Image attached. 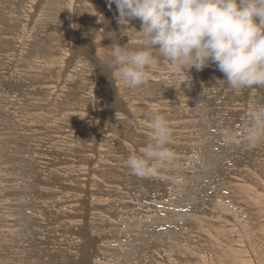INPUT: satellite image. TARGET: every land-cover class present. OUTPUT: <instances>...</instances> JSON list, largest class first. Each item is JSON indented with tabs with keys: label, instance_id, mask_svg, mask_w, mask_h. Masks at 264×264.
Listing matches in <instances>:
<instances>
[{
	"label": "rangeland",
	"instance_id": "374dc122",
	"mask_svg": "<svg viewBox=\"0 0 264 264\" xmlns=\"http://www.w3.org/2000/svg\"><path fill=\"white\" fill-rule=\"evenodd\" d=\"M118 16L107 0H0V128L5 131L0 129V264H146L148 258L154 264H186L188 254L177 244L184 228L197 236L200 260L202 249L216 246L211 229L232 232L234 242L238 235L234 223L211 216V198L218 196L234 197L237 201H230L245 214L241 217L251 218L245 245L253 260L264 264V143L250 147L248 140V114L264 107V89L236 94L226 82H217L224 76L212 66L189 73V90L176 74L170 78L159 57L158 77L147 86L125 88L114 76L112 50L129 44L128 36L130 50L146 46L138 33L141 22L132 21L125 37ZM186 97L191 101L183 111H190L183 118L194 128L182 131L186 124L173 122L183 111L159 102ZM156 115L171 123L167 147L174 160L157 176L138 178L126 161L154 143ZM243 189L249 195L263 192L255 195L262 199L241 200L246 192H237ZM152 212L160 213L158 221L133 248L128 244L124 258L111 241L120 236L113 235L127 226L133 230L131 220H146ZM127 217L124 228L120 221ZM199 221L212 228L195 234L192 225ZM213 264L219 263L213 259Z\"/></svg>",
	"mask_w": 264,
	"mask_h": 264
},
{
	"label": "clouds",
	"instance_id": "9594fccd",
	"mask_svg": "<svg viewBox=\"0 0 264 264\" xmlns=\"http://www.w3.org/2000/svg\"><path fill=\"white\" fill-rule=\"evenodd\" d=\"M116 6L122 35L132 21L141 22L144 50L132 51V38L111 53L115 78L128 89L147 86L157 72L159 60L191 89L189 73L215 66L237 94L264 89V0H107ZM159 57V60L157 59ZM185 75L187 80L184 79ZM117 120L119 114L116 112ZM250 147L264 143V107L249 113ZM154 143L126 161L138 178L157 176L172 164L174 153L168 121L152 119Z\"/></svg>",
	"mask_w": 264,
	"mask_h": 264
},
{
	"label": "bare ground",
	"instance_id": "6f19581e",
	"mask_svg": "<svg viewBox=\"0 0 264 264\" xmlns=\"http://www.w3.org/2000/svg\"><path fill=\"white\" fill-rule=\"evenodd\" d=\"M103 6V5H102ZM131 24H133V23H131ZM135 24V23H134ZM128 30V29H127ZM132 31V30H131ZM139 35V34H138ZM137 35V36H138ZM126 37V36H125ZM126 40V39H125ZM137 41H138V39H137ZM142 41V40H141ZM135 42V41H134ZM128 43V42H127ZM100 57V56H99ZM160 66V65H159ZM158 71L160 70V69H157ZM170 71V70H169ZM168 71V72H169ZM29 73V72H28ZM163 73H165V72H163ZM160 74H157V72L153 75V77H158ZM31 77V76H30ZM175 77V74L174 73H172L171 71H170V78L171 79H176V78H174ZM166 78V77H165ZM155 79V78H154ZM160 79V78H159ZM161 80V79H160ZM175 82H177V81H175ZM167 88V87H166ZM150 90V89H149ZM248 91V90H247ZM246 91V92H247ZM250 91V90H249ZM251 91H253V90H251ZM147 92V91H146ZM149 92V91H148ZM254 92H255V90H254ZM163 93V92H162ZM161 93V94H162ZM164 93H165V91H164ZM163 93V94H164ZM252 93V92H251ZM169 94H172V93H166L165 95H169ZM237 94V93H236ZM253 94V93H252ZM255 94H256V92H255ZM258 94V93H257ZM254 95V94H253ZM253 95H251L250 94V96H253ZM260 95V94H259ZM257 96V95H256ZM14 97V96H13ZM159 97H160V95H159ZM176 97V96H175ZM243 97H245V96H243ZM155 98H157V97H155ZM191 98V97H190ZM190 98L189 97H186V98H184V99H178L177 100V98L174 100V102H171V101H169L168 100V98H166V99H164V100H162L161 102H159L160 103V105H162V106H164V105H168V107L169 108H172V109H174L175 110V112L176 113H178L177 111H179V112H182L183 111V107H185V103H187V102H190L191 100H190ZM172 99V98H171ZM252 99V98H251ZM256 99V98H255ZM143 100H145V99H143ZM187 100H190V101H187ZM254 100V99H253ZM141 101V100H140ZM152 101H154V100H152ZM157 101H158V99H157ZM175 101H178V102H175ZM185 101H187V102H185ZM261 102V101H260ZM145 103V102H144ZM149 103V102H148ZM157 103V102H156ZM251 103V102H250ZM151 104V103H150ZM152 106L154 105V104H151ZM253 105H254V103H253ZM245 106V105H244ZM250 106V105H249ZM248 106V107H249ZM38 107H39V105H38ZM157 108H159V107H156V109ZM161 108V107H160ZM166 108V107H165ZM252 108V107H251ZM257 108V107H256ZM188 109V108H187ZM187 109H185L184 111H183V115L182 116H179L178 117V121L176 122L175 120V122H173V124L175 125V126H177V127H180L181 126V124H186V126H181L182 127V131H184L183 129H188V130H191V128H194L193 127V124L191 123V120H190V118H188V119H184L183 117H185V113L188 111ZM73 110V109H72ZM133 110V109H132ZM246 110V109H245ZM189 111H190V109H189ZM188 111V112H189ZM250 111V110H249ZM111 112V111H110ZM250 112H252V111H250ZM21 113V112H20ZM41 113V112H40ZM57 114V113H56ZM59 114V113H58ZM249 115V114H248ZM34 116V115H33ZM59 117H60V115H59ZM80 117V116H79ZM170 117V116H169ZM174 117V116H173ZM247 118V117H246ZM58 119H60V118H58ZM173 119V118H172ZM184 119V120H183ZM56 120V119H55ZM115 120V119H114ZM146 120V119H145ZM144 122V121H143ZM58 123V122H57ZM168 123H170V121L168 122ZM248 123H250L249 121H248ZM144 124V123H143ZM171 124V123H170ZM1 125V124H0ZM23 125V124H22ZM109 125V124H108ZM148 125V124H147ZM27 126V125H26ZM24 127V126H23ZM22 127V128H23ZM28 127V126H27ZM174 127V126H173ZM187 127H190V128H187ZM26 127H24L22 130H24ZM29 128V127H28ZM116 128V127H115ZM140 128V127H139ZM0 129H3V131H4V128H0ZM200 130H201V128H200ZM1 131V130H0ZM25 131V130H24ZM47 131H48V129H47ZM46 131V132H47ZM201 132H202V130H201ZM1 133V132H0ZM4 133H5V131H4ZM44 133H45V131H44ZM182 133H185V132H182ZM39 134V133H38ZM37 134V135H38ZM56 134V133H55ZM122 134H123V132H122ZM121 134V135H122ZM151 134V133H150ZM2 135V134H1ZM44 135V134H43ZM48 135V134H47ZM94 135V134H93ZM125 135V134H124ZM180 135V134H179ZM6 136V135H5ZM201 136V135H200ZM4 137V136H3ZM39 137V136H38ZM52 136H50V138H51ZM126 137V136H125ZM176 137H178V136H176ZM182 137H184V136H182ZM2 138V137H1ZM179 138V137H178ZM8 139V138H7ZM25 139V138H24ZM39 139V138H38ZM37 139V140H38ZM44 139V138H43ZM52 139H54V138H52ZM2 140V139H1ZM188 139H186V141H187ZM58 141V140H57ZM207 142V141H206ZM0 144H4L3 143V140L0 142ZM56 144V143H55ZM123 144V143H122ZM175 144V143H174ZM177 145V144H176ZM175 145V146H176ZM194 145V144H193ZM10 146V145H9ZM36 146V145H35ZM74 146V145H73ZM178 146V145H177ZM194 147V146H193ZM145 148V147H144ZM192 148V147H191ZM201 148V147H200ZM50 149V148H49ZM212 149V148H211ZM10 150V149H9ZM8 150V151H9ZM196 150V149H195ZM177 151V150H176ZM69 155V154H68ZM199 155V154H198ZM197 155V156H198ZM189 156H191V155H189ZM200 156V155H199ZM201 157V156H200ZM6 157H3L2 159L4 160ZM199 159V158H198ZM207 160V159H206ZM192 161V160H191ZM190 162V161H189ZM188 163V162H187ZM192 163V162H191ZM191 163H189V164H191ZM200 163V162H199ZM7 164H9V162H6V163H2V165H4V166H6ZM17 164V163H16ZM195 164V163H194ZM207 164V163H206ZM10 166V165H9ZM173 166V165H172ZM174 166H176V165H174ZM188 166H190V165H188ZM210 171V170H209ZM162 174V173H161ZM167 175V174H166ZM258 175V174H257ZM178 176H180V175H178ZM182 176V175H181ZM194 176H197V175H194ZM211 176V175H210ZM234 176V175H233ZM248 176V175H247ZM105 177V176H104ZM239 177V176H238ZM264 177V176H263ZM253 178H255V177H253ZM163 179V178H162ZM165 179V178H164ZM246 179V178H245ZM186 180V179H185ZM243 180V179H242ZM176 181V180H175ZM182 181V180H181ZM246 181V180H245ZM178 182H180V181H178ZM177 182V183H178ZM182 182H184V179H183V181ZM258 182V181H257ZM256 183V182H255ZM183 184H186V182L185 183H183ZM215 184V183H214ZM144 185V184H143ZM169 185V184H168ZM167 185V186H168ZM181 185H182V183H181ZM193 185V184H192ZM195 185V184H194ZM239 185V184H238ZM242 185V184H241ZM245 185V184H244ZM251 185V184H250ZM26 186V185H25ZM254 186V185H253ZM180 187V186H179ZM237 187V186H236ZM235 187V189H237ZM168 188V187H167ZM174 188V187H173ZM254 188H256V187H254ZM264 188V187H263ZM25 189V188H24ZM122 189V188H121ZM129 189V188H128ZM181 189V188H180ZM184 189V188H183ZM0 190H1V188H0ZM176 190V189H175ZM186 190V189H185ZM248 190V189H247ZM250 190H251V188H250ZM250 190H249V192H250ZM255 190V189H254ZM106 191V190H105ZM177 191V190H176ZM175 191V192H176ZM128 192V191H127ZM178 192V191H177ZM226 192V191H225ZM244 192H246V195H243L242 196V198L240 197V199L242 200V199H244L245 197H247L248 198V200L249 201H251V200H254L255 202H259L261 199H262V197H259V196H255V195H261V194H263V192L262 193H253V194H248V192L245 190V189H243V190H240V192H237V194H238V196H240L241 194H243ZM1 193V192H0ZM179 194V193H178ZM188 194H190V193H188ZM225 194V193H224ZM228 194V193H227ZM112 195V194H111ZM175 195H177L176 193H175ZM222 195V194H221ZM130 196V195H129ZM136 196V195H135ZM149 196V195H148ZM233 196H236V193H234L233 192ZM25 197V196H24ZM116 197V196H115ZM139 197V196H138ZM141 197V196H140ZM172 197V196H171ZM179 197V196H178ZM226 197V196H225ZM225 197H220V196H218V198H216V199H213V198H211L212 199V204H213V206L215 207V210L213 211V210H211V212H210V214H211V216H213V215H217L218 216V218H220L221 220H227L226 222H225V224H228V223H234V226L236 227V231H237V233H238V235H237V237H236V239H235V242L233 241V238L231 237V235H233V233L232 232H230L229 233V231H227V230H225L224 231V229L221 231H216V232H214V231H212L213 229H211L212 227L211 226H209V225H207V226H204L205 224H203L202 222H200V223H198V224H196L195 226H193L192 225V231L196 234V232L198 231L197 229L198 228H200V229H202L203 231H208L209 229H211V231L209 232L211 235H212V238H211V240L210 241H212V242H214L215 244H216V246L215 247H213L212 249H202L203 251H204V253H202L203 255H201L200 256V260L199 259H197L196 257H197V254H195V248L197 247V244H198V241H197V236L196 235H194V237L193 236H190L188 233H184V232H186V230H188V229H182V232H183V235H182V238H180V237H178V235H177V237L179 238V242L177 243V244H179V243H181V245L183 246V249L187 252V254H188V258L187 259H185V263L186 264H213V259H214V261L216 260L219 264H259V261H254L253 260V258H252V256L249 254V253H251L250 252V250H249V248H248V246H246L245 245V237H246V230H245V227L247 226V225H251L252 224V221H251V218L250 219H243L241 216H244L245 214L243 213V212H239V210L237 209V208H234V207H236V206H233L232 205V203H231V201H237V200H233L234 199V197L233 198H225ZM231 197V196H230ZM27 198V197H26ZM104 198V197H103ZM108 198V197H107ZM172 198H174V197H172ZM187 198V197H186ZM215 198V197H214ZM25 199V198H24ZM117 199V198H116ZM131 199H132V197H131ZM240 199H239V201H240ZM111 200V199H110ZM114 200H115V198H114ZM172 200V199H171ZM170 200V202H172ZM231 200V201H230ZM120 201L122 202V203H125L124 201H123V198L122 197H120ZM149 201V200H148ZM173 201H174V199H173ZM18 202V201H17ZM247 202V201H246ZM1 203V202H0ZM114 203H117V202H114ZM1 204H3V203H1ZM171 204H173V202L171 203ZM156 205V204H155ZM178 205V204H177ZM4 206V205H3ZM2 206V207H3ZM110 209H111V207H109ZM114 208V207H113ZM123 209V208H122ZM148 209V208H147ZM152 209V208H151ZM254 209L255 210H258L257 209V207H255L254 206ZM118 210V209H117ZM128 210V209H127ZM155 210V209H154ZM63 211V210H62ZM65 211V210H64ZM147 211V210H146ZM156 211V210H155ZM109 212V211H108ZM111 212V211H110ZM125 212V211H124ZM61 213V212H60ZM65 213V212H64ZM122 213V212H121ZM121 213H120V215H121ZM204 213V212H203ZM2 214V213H1ZM17 214V213H16ZM119 214V213H118ZM118 214H117V216H118ZM128 214V213H127ZM126 214V215H127ZM209 214V213H208ZM62 215V214H61ZM158 215H160V213H157V214H154L153 212L152 213H150V215H145L146 217H147V219L146 220H143V219H140L139 217L138 218H136V219H133V220H131V223H132V225H133V230H131L130 229V226H127L126 224H127V222L129 221V217H127V218H123L120 222H121V225H122V227H126L125 229H122V230H119V232H117L116 233V235L114 236L113 235V237H116V236H120V238L122 237L123 238V240L124 241H121L120 240V238H114V239H111V241H114V249L116 250V251H118V252H121V253H126V255L124 256V258L125 257H127L128 255V253L130 252V248H128V244H132V248H133V246H134V244L135 243H137L136 242V240H139V239H141V238H139L140 236H141V234H142V232L149 226H151L152 224H154V223H156L158 220H157V216ZM93 216V215H92ZM140 216V215H139ZM15 217V216H14ZM122 217H123V215H122ZM131 217V216H130ZM12 218V217H11ZM117 218V217H116ZM119 218V217H118ZM142 218V217H141ZM145 219V218H144ZM211 219V218H210ZM91 220V219H90ZM101 220V219H100ZM111 221V220H110ZM116 221V220H115ZM144 221H147L148 223L146 224V227L143 229V223H144ZM59 222V221H58ZM216 222V221H215ZM97 223H98V221H97ZM100 223V222H99ZM130 223V222H129ZM101 224V223H100ZM104 224V223H103ZM218 224H220V223H218ZM124 225V226H123ZM215 225V224H214ZM85 226V225H84ZM106 227H108L107 226V224L105 225ZM18 227V226H17ZM110 227V226H109ZM114 228V227H113ZM224 228H225V226H224ZM22 229V228H21ZM19 230V229H18ZM48 230V229H47ZM53 230V229H52ZM261 232L263 233L262 234V239H263V245H264V227H262L261 228ZM54 231H56V230H54ZM53 231V232H54ZM64 231V230H63ZM62 231V232H63ZM52 232V233H53ZM227 232V233H226ZM51 233V232H50ZM67 234V233H66ZM110 234H112V233H110ZM161 234H163V233H161ZM98 235V234H97ZM180 235V234H179ZM199 235V234H198ZM202 235V234H201ZM206 235V234H205ZM58 236H60V235H58ZM64 236V235H63ZM228 236H230L231 237V239H232V241H229V238H228ZM65 237V236H64ZM168 237H170V235H168ZM174 237V236H173ZM177 237H174V238H177ZM105 238V237H104ZM173 238V239H174ZM206 238H207V235H206ZM208 238H209V236H208ZM106 239V238H105ZM176 240H178V239H176ZM207 242V241H206ZM199 243H201V242H199ZM110 244V243H109ZM156 244V243H155ZM214 244V245H215ZM102 245V244H101ZM165 245V243H162L161 244V246L163 247ZM167 245V244H166ZM207 245H208V242H207ZM213 245V244H212ZM108 246V245H107ZM149 246V245H148ZM182 246L180 247V248H182ZM162 247H155V251L156 252H161L162 251ZM169 247V246H168ZM199 247V246H198ZM246 247H247V249H246ZM148 248V247H147ZM204 248V247H203ZM164 251V250H163ZM180 251V250H179ZM244 251H246V252H244ZM14 253V252H13ZM166 253V252H165ZM190 253H191V255H190ZM41 254H43V253H41ZM157 254V253H156ZM164 254V253H163ZM168 254V253H167ZM169 254H171V253H169ZM173 254V253H172ZM253 254V253H252ZM2 255V254H1ZM6 255V254H5ZM8 256H9V254H8ZM100 256V255H99ZM121 256V255H120ZM166 256V255H165ZM173 256V255H172ZM42 257V256H41ZM50 257V256H49ZM148 257V256H147ZM147 257H145V258H143V259H145V262H146V258ZM2 258H3V256H2ZM100 258V257H99ZM114 258V257H113ZM119 258H122V256L121 257H119ZM19 259V258H18ZM162 259V258H161ZM20 260V259H19ZM100 260V259H99ZM164 260V259H163ZM255 260H256V258H255ZM21 261V260H20ZM110 261V260H109ZM148 262L146 263V264H154L153 263V260H152V258H148V260H147ZM99 262V261H98ZM34 263H35V261H34ZM100 264V263H99ZM114 264H119V262L118 261H116ZM134 264H136V261L134 262ZM137 264H141L140 262H138ZM174 264H176L175 262H174Z\"/></svg>",
	"mask_w": 264,
	"mask_h": 264
}]
</instances>
